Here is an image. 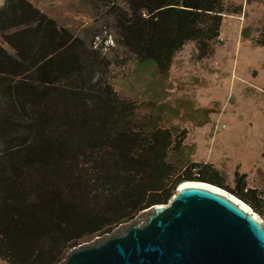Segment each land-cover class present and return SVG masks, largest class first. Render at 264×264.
<instances>
[{"label": "trees", "instance_id": "16d2710c", "mask_svg": "<svg viewBox=\"0 0 264 264\" xmlns=\"http://www.w3.org/2000/svg\"><path fill=\"white\" fill-rule=\"evenodd\" d=\"M84 1L91 39L72 38L27 0L0 6V262L60 264L167 204L184 182L221 188L260 213L245 174L231 188L213 164L190 161L185 133L166 126L163 110L148 103L144 113L112 83L125 58L166 75L189 43L199 60L212 57L227 0ZM252 40L264 47V31Z\"/></svg>", "mask_w": 264, "mask_h": 264}, {"label": "rangeland", "instance_id": "374dc122", "mask_svg": "<svg viewBox=\"0 0 264 264\" xmlns=\"http://www.w3.org/2000/svg\"><path fill=\"white\" fill-rule=\"evenodd\" d=\"M75 3L56 0L57 7L67 10ZM225 5L212 57L199 60L195 45L189 43L176 54L166 75H159L151 63L125 58L115 63L112 83L144 113L148 103L162 109L166 126L185 133L190 161L213 164L231 188L235 173L245 174L246 188L256 191L260 213L247 206L264 225V47L252 40L264 31V0H227ZM237 6L241 13L232 15Z\"/></svg>", "mask_w": 264, "mask_h": 264}, {"label": "water", "instance_id": "95a60500", "mask_svg": "<svg viewBox=\"0 0 264 264\" xmlns=\"http://www.w3.org/2000/svg\"><path fill=\"white\" fill-rule=\"evenodd\" d=\"M60 264H264V225L224 190L184 182L167 204L73 248Z\"/></svg>", "mask_w": 264, "mask_h": 264}, {"label": "crops", "instance_id": "0c3cea01", "mask_svg": "<svg viewBox=\"0 0 264 264\" xmlns=\"http://www.w3.org/2000/svg\"><path fill=\"white\" fill-rule=\"evenodd\" d=\"M32 3L37 9L46 14L57 22V28L64 30H71L73 32L72 38L77 39H91L92 31V15L93 10L91 4L84 0H76L75 4L69 5V10L64 7H57L56 0H27ZM4 0H0L2 6ZM76 9L73 11L72 9ZM75 13L76 18L72 17ZM69 14V15H67ZM67 16V17H66ZM69 16V17H68Z\"/></svg>", "mask_w": 264, "mask_h": 264}, {"label": "built area", "instance_id": "2783aa9c", "mask_svg": "<svg viewBox=\"0 0 264 264\" xmlns=\"http://www.w3.org/2000/svg\"><path fill=\"white\" fill-rule=\"evenodd\" d=\"M96 39H98V38H96ZM105 44L112 46L113 45V38L111 36H108Z\"/></svg>", "mask_w": 264, "mask_h": 264}]
</instances>
